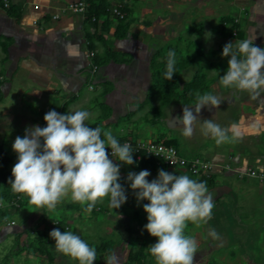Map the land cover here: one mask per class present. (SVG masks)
I'll list each match as a JSON object with an SVG mask.
<instances>
[{"label": "rangeland", "instance_id": "1", "mask_svg": "<svg viewBox=\"0 0 264 264\" xmlns=\"http://www.w3.org/2000/svg\"><path fill=\"white\" fill-rule=\"evenodd\" d=\"M127 1L131 8L124 10L123 3H119L125 18L116 17V20L119 19L118 23H121V26H125L130 21L131 23L136 21L135 27L125 26L124 28L125 31L129 29L132 39L137 41V56L112 51L114 54L112 56L120 62L117 64L109 63L97 68L94 50L89 47L90 49L85 53L90 59L87 63L88 70L86 69L82 75L85 82L75 91L72 89L71 93H69L70 91L57 90L58 87L50 82L52 78H41L40 76H37L40 77V80L50 83L48 85L45 83L46 86L42 88L45 89V92H41L37 98H20L17 96L19 93L15 95L14 89L11 90L12 88L11 91L8 89L9 93L6 92V88H9L8 83L4 86L3 84L0 85L2 92L0 101V155L3 154L5 157L4 172L11 173V169L17 161V154L12 149L14 139L17 136L22 137L26 127L33 125L44 127L46 122L43 116L49 110H55L60 114L87 110L90 113V119L87 121L89 126L108 130L117 140L124 138L168 140L175 144L183 155L187 156L196 155L205 158L203 150L187 149L189 145L194 147L208 146L209 144L218 145L210 135L206 136L202 133L201 124L203 119L213 120L212 118H215L213 121L223 127L224 110L214 114L209 108L204 107L199 113L200 120L195 124L193 135L190 138L182 134V125L168 126L166 120L173 115H178L184 105L192 106L196 101L197 93L203 95L207 92L221 96L235 92V90L221 86L219 76L225 74L227 61L230 58L221 55L223 46L229 41H233L234 45L240 41L239 22L237 19L233 20L232 16H230L232 17L231 20L223 22L224 20L219 19L215 14H221L227 10V12L236 13L238 11L233 8L229 11L226 0L225 2L224 0H209L204 5L206 8H195L194 13H185L182 21L173 28L171 34H162L155 30L150 35L146 33L147 41L146 39L140 41L139 38L143 36L144 32H141L140 26L143 27L153 19L152 17L157 19L156 16H161V14L157 11L158 8L151 11H142V9L140 11L141 4L137 3L134 12L137 13V9H139L138 13L141 15L135 16L132 14L135 3L133 4L132 0ZM139 1L142 0H137V2ZM217 29L227 39H217L214 36ZM149 36L152 39L148 41ZM2 42L4 43L5 40ZM147 47L148 55L146 56ZM170 50H174L176 53V73L171 80H166L164 73ZM91 51L93 54L90 53ZM105 51L107 55L110 53L108 50ZM2 60L3 54L0 51V61L2 62ZM152 65H154V73L152 72ZM125 69H127L128 75H125ZM13 76L14 72L8 74L0 67V80L2 82L13 79ZM104 77L105 79L99 82L100 85L94 81L96 78L101 80ZM36 79L39 80V78ZM160 79L163 82H157ZM116 81H118V91L116 88V93L111 98L110 103H106L107 95L105 96V94L116 87ZM3 89L5 90L3 91ZM126 90L129 91L126 92ZM130 105L134 107L132 110L129 109ZM260 150L264 152V145L260 147ZM114 162L120 164V172H130L129 165L118 160ZM224 168L225 166H222V170ZM250 168L255 169L256 172L264 173V157L260 168L254 166ZM163 170L171 172L164 168ZM261 180H263V186L264 176ZM4 188V185L0 184V192ZM106 207L103 200V202H98L89 212L86 211L85 205L73 202L69 195L54 209L49 210L47 207L33 205L25 194H22L18 206L0 205V264H77V261L56 250L55 241L49 236L50 231L60 225L63 227V231H72L87 241L90 246L95 247L99 242H105L109 236L108 233L100 230L104 222L103 215ZM129 219L128 217L126 222ZM131 219L137 222L141 221V219L136 220L132 216ZM109 220L113 222L111 218ZM121 223H124V220ZM131 226L132 229L136 228L134 223ZM140 227L139 224L138 229ZM252 229L257 230V227H252ZM252 229L249 228L245 231L249 230L253 236ZM126 231L128 230L126 229ZM244 236L245 232L243 231ZM245 244L253 246V241L250 238V241L241 244L240 247L242 248ZM120 246V249L118 244L116 246L117 253L114 264H119L121 260L128 262L126 253L129 246L125 244H120ZM263 246L260 244V248L256 250L258 254H264ZM109 254L105 255L101 250L97 251V259L94 264H107V255ZM227 260L230 264H242L245 261V259L229 257ZM260 261L264 262V260ZM209 262V259L200 261L201 264H209ZM132 264H156V261L154 258H138Z\"/></svg>", "mask_w": 264, "mask_h": 264}, {"label": "crops", "instance_id": "2", "mask_svg": "<svg viewBox=\"0 0 264 264\" xmlns=\"http://www.w3.org/2000/svg\"><path fill=\"white\" fill-rule=\"evenodd\" d=\"M69 1L71 0H8L9 5L12 6V15L10 16L0 7V51L3 54L0 67L8 74L14 72L13 79L1 83L3 86L8 83L7 93L14 89L15 95L19 93L17 96L20 98H37V95L45 92V89L42 88L50 82L54 83L59 91H70L69 93L72 89L75 91L85 82L82 75L86 69L88 70L87 63L90 59L85 53L90 49L89 47L94 50L97 68L109 63L120 62V60L111 57L114 55L112 51L137 56V41L132 39L129 29L125 31L124 28L125 26L135 27L136 21H132V23L130 21L125 26H121L122 24L118 23L119 19L103 16L102 13L96 22L83 19L79 14L71 12L62 13L57 18H53L51 14L58 12L57 7ZM93 1L99 3L103 11L105 7L115 3H123L124 10H128L130 7L127 0ZM132 1L133 4L135 3L132 8V14L135 16L141 15L138 13L139 9H137L138 14L134 12L139 3L141 4L140 11L141 9L142 11H151L158 8L157 11L161 14V16H156L157 19L152 17L153 19L149 23L147 22L143 27L140 26L141 32L144 31V37L139 38L141 41L146 39V33L150 35L155 30L162 34H171L173 28L182 21L185 13H192L195 8H206L204 5L209 0ZM226 2H228L229 11L233 8L238 13L227 12V10L221 14H215L216 17L223 19V22L231 20L232 17L233 20L237 19L240 27L239 40L253 38L256 46L264 47V0H226ZM229 3L231 4L229 5ZM214 36L217 39H227L225 35L219 33L218 29L214 32ZM151 39L149 36L148 41ZM3 40H5L4 43ZM105 50L110 53L107 55ZM146 51L145 55L147 56L148 47ZM124 72L125 75H128L127 69ZM37 76L52 79L50 82H44ZM23 77L24 79H22ZM104 79L105 77L101 80L96 78L94 81L100 85L99 82ZM117 82L115 83L116 87L105 94V96L107 95L106 103H110L116 93V88L118 91ZM8 89L11 90L8 91ZM128 91L126 90V92ZM37 92L39 93L36 94ZM217 96L221 98L222 103L217 108L210 107V110L214 114L224 110L223 127L235 125L239 136L230 143L199 147L189 145L187 148L203 150L204 157L213 164L212 172L202 176L209 178L206 184L213 195L215 205L212 218L207 224L199 227L190 223L187 229V234L195 237L199 245L198 252L195 254V264H201L200 261L203 259H209V264H230L227 262L228 257L245 259L242 264H264L260 261L264 260V257H261L264 254H258L256 251L260 248V244L264 245L263 180L249 175L240 176L234 171L236 167L254 166L260 168L264 157V152L260 150V147L264 145V94L253 97L246 91H235L230 95L219 96L218 94ZM225 165L227 168L222 170V166ZM141 170L150 172L147 177L149 181L157 177L158 171L130 167V172L138 173ZM128 173L120 172V179L126 184L124 187L127 195L126 202L119 209H112L109 206L108 198H104L107 207L103 215L104 226L102 225L100 230L108 233L109 236L105 242H99L96 246H99L105 255L111 253L107 255V258L115 255L116 259L117 244L119 249L121 248L120 244H125L129 246L126 259H130L128 262L132 264L138 258H154L149 251V246L156 242V238L143 227L147 223L143 205L148 201L146 199L137 201L134 190L129 187V182L126 180ZM171 173L186 174L193 179L199 177L182 169L171 171ZM200 181L204 180L200 179ZM131 216L136 220L141 219V221H134ZM128 217L130 219L126 222ZM110 218L113 222L109 220ZM122 220L124 223H121ZM132 223L136 228H131ZM137 223L141 225L140 229H138L139 224ZM252 227H257V230H253ZM249 228L252 229L253 236L249 230L245 231ZM212 230L218 233V238L214 239L209 235ZM250 238L253 241V246L245 244L241 248V244L247 243ZM131 244L133 245L131 246ZM126 263L121 260L119 264Z\"/></svg>", "mask_w": 264, "mask_h": 264}, {"label": "clouds", "instance_id": "3", "mask_svg": "<svg viewBox=\"0 0 264 264\" xmlns=\"http://www.w3.org/2000/svg\"><path fill=\"white\" fill-rule=\"evenodd\" d=\"M221 55L230 57L225 74L219 76V83L224 88L246 91L253 97L264 94V47L256 46L253 38L242 39L235 45L229 41L223 46ZM175 65L176 53L170 50L164 73L166 80L173 78ZM221 103L217 95L197 93L192 104L195 110L184 105L183 115L176 117L183 126L182 134L190 138L200 120L201 110L206 106L217 108ZM43 119L45 127H26L25 134L14 139L12 149L17 154V161L9 180L12 191L25 194L30 203L49 210L69 195L73 202L85 205L89 212L106 197L112 209H119L127 195L119 182L120 164L114 161L135 164L131 145L121 144L108 130L90 127L87 110L66 114L49 110ZM201 131L218 145L234 142L239 136L235 125L222 127L211 119L202 120ZM108 149H111L110 154ZM149 175L148 170L129 172L126 180L137 201H148L143 205L147 214V223L143 227L156 238L149 246L150 253L156 264H195L199 245L195 237L187 234V229L190 223L199 227L212 218L215 206L212 193L206 182L186 174L159 169L157 177L151 181L147 179ZM209 235L218 238L215 230ZM49 236L55 241L56 250L77 264H94L96 261L95 247L72 231L53 228ZM114 261L115 257L110 256L107 264H114Z\"/></svg>", "mask_w": 264, "mask_h": 264}, {"label": "built area", "instance_id": "4", "mask_svg": "<svg viewBox=\"0 0 264 264\" xmlns=\"http://www.w3.org/2000/svg\"><path fill=\"white\" fill-rule=\"evenodd\" d=\"M93 0H71L68 3L57 7L58 12L51 14L53 18H57L59 14L71 12L79 14L83 19L90 21H97L99 16L96 17L94 12H91V4ZM3 7L9 5L8 0H0ZM120 4H111L105 7L102 12L103 16H111L117 18L124 17V11L121 10ZM93 54V52H90ZM46 126V125H45ZM44 126V127H45ZM121 144L128 143L132 147L133 156L135 160H140L142 156H150L155 160V163L163 165L164 169L169 171H175L182 169L183 171L196 176L209 175L212 172V162L208 159L198 157L196 155L185 156L180 153L179 149L170 142L165 140H132L130 138H124L119 141ZM109 154L111 149L107 150ZM227 168V166L225 165ZM234 171L241 175H250L258 178H262L264 173L256 172L255 169L250 167L235 168ZM23 193H15V196L10 201H2L0 205H14L18 206L19 200Z\"/></svg>", "mask_w": 264, "mask_h": 264}, {"label": "trees", "instance_id": "5", "mask_svg": "<svg viewBox=\"0 0 264 264\" xmlns=\"http://www.w3.org/2000/svg\"><path fill=\"white\" fill-rule=\"evenodd\" d=\"M0 7H2L5 10L7 15H9V16L12 15V10H11L12 6L11 5H8L7 7H3L2 4L0 3ZM90 11L94 12L96 17H98L102 13L103 8L100 6L99 3H94V1H93L92 4H91V10ZM92 22H96V20L92 21ZM117 37H121V36H117ZM111 57H113V56H111ZM113 58H115V57H113ZM153 68H154V65H152V72L154 73V69ZM161 81L162 80L160 79L157 82H161ZM1 83H2V81L0 80V84ZM1 99H2V92L0 90V101H1ZM118 141H120V140H118ZM167 142H170V141L167 140ZM180 153L182 154L181 151H180ZM132 156H133V153H132ZM133 159H134V161L136 163L133 164V165H129L131 168L132 167H134V168L135 167H137V168H146V169H150V170H154V171H158L159 169H163L164 168L163 165H159V164L155 163V160L152 157H150V156H142V158L140 160H138V161L135 160V158L133 156ZM4 168H5V157L2 154V155H0V184H3L5 188H4V190H2L0 192V200H2V201H10L15 196V192L12 191L11 185L9 184V180L12 178V173L4 172ZM5 174H6V176H4ZM191 175H193V174H191ZM194 176H196V175H194ZM197 179L199 181H200V179L201 180L203 179L207 183V180L209 178L208 177H202V176L200 177L199 176V177H197ZM119 182L120 183L122 182L121 184L125 187L126 184L123 182V180L120 179ZM145 217L147 219V214L146 213H145ZM56 228L59 229L60 231H63V227L60 226V225H57ZM40 245H41V243H40ZM95 249H96V251H100L101 248H99V246H95ZM126 264H129V262H127Z\"/></svg>", "mask_w": 264, "mask_h": 264}, {"label": "water", "instance_id": "6", "mask_svg": "<svg viewBox=\"0 0 264 264\" xmlns=\"http://www.w3.org/2000/svg\"><path fill=\"white\" fill-rule=\"evenodd\" d=\"M134 107H133V105H130L129 106V109H133ZM190 108L192 109V110H195V105H192V106H190ZM205 108H209V110H210V107H208V106H206ZM183 115V113H182V110L179 112V114L178 115H173L171 118H169V119H167L166 120V124L168 125V126H174V125H178L179 124V121L176 119V117L177 116H182Z\"/></svg>", "mask_w": 264, "mask_h": 264}]
</instances>
